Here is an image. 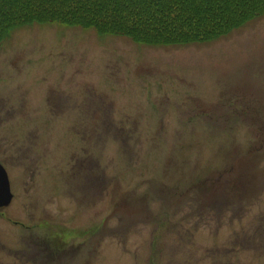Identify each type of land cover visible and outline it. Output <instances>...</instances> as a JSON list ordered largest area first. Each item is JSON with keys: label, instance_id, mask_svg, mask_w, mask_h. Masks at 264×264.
<instances>
[{"label": "rangeland", "instance_id": "rangeland-1", "mask_svg": "<svg viewBox=\"0 0 264 264\" xmlns=\"http://www.w3.org/2000/svg\"><path fill=\"white\" fill-rule=\"evenodd\" d=\"M76 81L106 95L119 122L123 111L125 120L138 116V156L102 157L112 164L106 175L135 207L121 200L113 209L102 197L91 210L69 207L68 191L60 197L44 188L61 180L48 166L53 158L32 151L8 162L17 199L6 215L23 222L30 200L36 232L37 220L68 227V246L82 243L69 264H264V231H257L264 223V190L257 189L264 186V15L210 40L166 45L59 22L18 27L0 42V97L14 93L0 139L11 138L17 150L30 129L53 145L56 123L42 130L41 114L60 121L76 110L46 114L50 108L29 98L75 90ZM27 116L32 122L19 120ZM130 211L138 222L118 220ZM90 224L93 236L85 232ZM19 229L0 217L5 245L16 244ZM6 250L0 264H16Z\"/></svg>", "mask_w": 264, "mask_h": 264}, {"label": "flooded vegetation", "instance_id": "flooded-vegetation-1", "mask_svg": "<svg viewBox=\"0 0 264 264\" xmlns=\"http://www.w3.org/2000/svg\"><path fill=\"white\" fill-rule=\"evenodd\" d=\"M91 85L93 84L91 83ZM75 86V90L57 89L51 95H32L29 98L34 107L40 105V108H50L44 109L46 114L61 115L67 108L76 110V117L60 121L57 118L45 117L41 114L42 130L46 129L45 124L47 121L56 123L54 128L56 136L54 137L53 145L46 143V139L50 135L46 136V138L42 135L41 140L40 134L30 129L28 133L23 130L22 134L24 142L28 139V144L26 146L23 144L17 150H15V142L11 138L0 139V164L7 173L12 194L10 203L7 206L0 207V217L20 228L16 234L18 241L15 245H5L0 239V248L2 249L0 253L6 250L3 248L6 246L7 254L16 261V264H69L72 262L69 259V255L73 251V247L75 246L78 249L79 245L82 244L71 243L68 246V243H70L69 239H74L69 232V228H61L59 224L55 225V222L51 224L50 221L37 220L40 229L36 232V227H31V222H34V213L31 209L33 205L30 204V200L27 204L28 206L24 211L22 210L23 222L10 218L5 214L4 210L9 208L17 199L14 191L16 186L14 181H12L10 170H8L7 166L8 162L13 161L16 152L24 158L26 155L31 154L32 151H37V155L42 154L43 156L45 154L46 157L53 158L48 166L50 170L57 173L61 180H46L44 188L48 189V193L54 196L59 195L61 197L65 193H70L68 196H70L69 204L71 206L69 207L74 205L75 207L91 210L94 207V199L96 200L100 197L112 204V207H116L121 200L124 201L123 206L135 207L132 204V199L125 196V191L120 193L117 190L118 182L114 179L115 177L106 175L107 169L112 164L110 159H102V157L118 156L124 158L129 156L132 159L138 156V116L132 117L129 115L128 117L131 116L132 118L125 120L123 111L119 122L111 116L114 107H112L111 100L104 101L106 95L95 92L92 89L93 86L85 85V81H76ZM13 98V92L0 97V122L5 119L9 120L11 112L6 105ZM27 103L26 98L19 103L20 106L17 107L20 113L24 112L23 109H28V106L26 107ZM4 108L6 112H2ZM19 120L24 123L32 122L30 116L26 118L20 117ZM64 123L67 124L65 128L62 127ZM98 127L102 128L100 132ZM32 131H34V134ZM63 158H65V163H63ZM34 163L30 164L29 169ZM63 183L65 186L62 185ZM238 185V183L235 184L236 190L240 189V187L242 189L245 188ZM192 188L194 186H189L184 191V195L186 194L185 196L188 198L192 196ZM261 188L264 190V186L257 189L260 190ZM252 189L254 190L253 193L257 192L255 187H252ZM64 191L68 192L63 193ZM232 191L234 190L232 189ZM234 196H238L236 191H234ZM217 207V205H214L211 208L212 210H217ZM231 210H235V208L232 206ZM93 215L94 213L91 214V218H93ZM110 215L112 214L109 212L108 216L104 218L105 221L110 218ZM117 216L118 220H135L138 222L137 212L130 211L124 214L122 212L117 214ZM127 227L125 230L121 227L118 228L120 232H123L127 230ZM108 230L110 229L103 230L105 236ZM260 230L264 231V223L258 226L257 231L262 232ZM78 232H81V228ZM85 232L93 236V224H90Z\"/></svg>", "mask_w": 264, "mask_h": 264}, {"label": "trees", "instance_id": "trees-1", "mask_svg": "<svg viewBox=\"0 0 264 264\" xmlns=\"http://www.w3.org/2000/svg\"><path fill=\"white\" fill-rule=\"evenodd\" d=\"M262 15L264 0H0V42L18 27L59 22L141 43L183 44Z\"/></svg>", "mask_w": 264, "mask_h": 264}, {"label": "water", "instance_id": "water-1", "mask_svg": "<svg viewBox=\"0 0 264 264\" xmlns=\"http://www.w3.org/2000/svg\"><path fill=\"white\" fill-rule=\"evenodd\" d=\"M11 198L12 194L10 192L8 176L5 169L0 164V207L8 205Z\"/></svg>", "mask_w": 264, "mask_h": 264}]
</instances>
